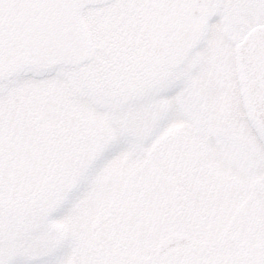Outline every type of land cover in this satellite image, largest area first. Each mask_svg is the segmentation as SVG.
<instances>
[{
    "label": "rangeland",
    "instance_id": "1",
    "mask_svg": "<svg viewBox=\"0 0 264 264\" xmlns=\"http://www.w3.org/2000/svg\"><path fill=\"white\" fill-rule=\"evenodd\" d=\"M192 1L196 14L225 16L236 41L264 23V0ZM141 3L0 0V264H242L237 245L250 235L226 246V257L222 248L192 245L156 257L158 241L187 234L181 229L190 220L200 227L206 219L202 227L217 238L222 214L246 198L234 169L263 161L243 110L209 117L198 85L189 84L194 96L167 65L164 74L150 69L163 78L141 94V82L115 79L122 62L114 46L120 44L118 58L124 47L117 32L140 14ZM108 57L109 75L107 61L101 63ZM134 85L137 95L121 92ZM197 120L207 127L208 164L224 170L198 172L194 186L179 188L188 166L184 152L165 150L151 160L149 154ZM243 174L242 185L252 186V175ZM181 188L185 198L177 206L182 198L174 191ZM258 203L264 207V199ZM175 207L178 225L171 224ZM203 231H195L198 238ZM257 257L264 258L263 250Z\"/></svg>",
    "mask_w": 264,
    "mask_h": 264
},
{
    "label": "flooded vegetation",
    "instance_id": "2",
    "mask_svg": "<svg viewBox=\"0 0 264 264\" xmlns=\"http://www.w3.org/2000/svg\"><path fill=\"white\" fill-rule=\"evenodd\" d=\"M197 5L199 4L192 0H151L147 4L153 8V13L147 14L146 9L143 10L136 36V43L140 47V64L144 70L154 68L156 71L166 69L164 66L167 65L174 71L171 72L172 78L185 84L194 96L195 92L189 84L198 85L201 92L197 91V96L209 117L214 112L221 118L238 117L241 113V101L234 62L236 40L226 31L228 26L224 27L225 16L196 14L193 8ZM162 53L165 54L164 65H161ZM169 53L170 57L166 60ZM153 57L159 59L160 64L149 61ZM148 80L149 78L144 79V84L149 83ZM247 132L256 142L263 164L256 167L250 164L240 165L234 169L243 188L240 189L241 195L246 198L242 201L239 198L240 201L231 207V211L222 214V227L217 228V240L220 250L222 248L224 251L223 257H226V246L232 245L236 238L250 235L252 240L246 244L242 241L237 245V257L248 262H264V258L257 257L260 250L264 252V207L258 203L264 199V195L262 193V197H257L264 186V174H260L261 171L264 172V149L250 128ZM243 173L252 175V186H249L250 180H247L249 187L242 185L241 179L248 177ZM224 227H228L229 231L224 232ZM203 229L202 244L211 246L210 243L215 238H210V229ZM214 229L216 228L211 227V230Z\"/></svg>",
    "mask_w": 264,
    "mask_h": 264
},
{
    "label": "water",
    "instance_id": "3",
    "mask_svg": "<svg viewBox=\"0 0 264 264\" xmlns=\"http://www.w3.org/2000/svg\"><path fill=\"white\" fill-rule=\"evenodd\" d=\"M235 65L247 118L264 143V24L251 28L236 44ZM193 241L184 234H170L159 241L156 253L160 255L172 246Z\"/></svg>",
    "mask_w": 264,
    "mask_h": 264
},
{
    "label": "trees",
    "instance_id": "4",
    "mask_svg": "<svg viewBox=\"0 0 264 264\" xmlns=\"http://www.w3.org/2000/svg\"><path fill=\"white\" fill-rule=\"evenodd\" d=\"M138 14H139V12H138ZM136 27H137V25H136ZM136 27L134 29H137ZM121 73H122V76L118 80L123 81L124 83H122V82H120V83H122V85H124L128 81L129 82H137L138 78L140 77L141 71L137 67L134 69L130 68V69L123 70V71H121ZM138 89L139 90L142 89L141 86H139V84H138ZM135 91H137L136 85H134V87L126 86L125 91L123 90V93L124 94L127 93V95H132V94L137 93ZM206 139H207V134H206L205 128L202 127L199 124V122H195L191 126V128L188 130V132H186V133H181V132L173 133V134L167 136L165 139H163L162 142L155 147V149H154L155 157L160 155V154H164L163 151H165V150L170 151L171 149H173L170 151L169 154L173 153L174 151L175 152L178 151V152H182V153L184 152L185 157L183 156V159L185 160V158H186V160H187L186 164L188 166H187L186 174L184 176H179L177 178L178 185L180 183L179 188H180V186H185V188L187 186V189H188V187H191L193 185L194 175L196 174L197 170L202 165V161H203V157H204V153H205ZM167 158H168V160L170 159L169 157H167ZM183 159L180 161L183 162ZM180 180H181V182H180ZM180 191H181L180 193L177 192V193H179L178 195L176 193V196L178 198H182V199H179L177 201V206L185 198L181 195V194H183L182 188L180 189ZM183 208L185 209L186 207L183 206ZM180 212H181L180 208H178V210L176 211V207H175V211L173 210L171 213V224L175 223L176 225H178V213H180ZM181 230H186L187 234L191 233L190 232L191 227L189 226V224H185V228H182ZM187 246H190V245L189 244L188 245H182V246L173 248V249L167 251L165 254H163L160 258L165 257L167 255L168 256L175 255L178 252H180L181 250H183L184 248H186ZM196 248H197V250H199L202 247H196ZM202 260H203V258H202ZM181 261H183V260H181ZM186 261L189 262V260H186ZM171 262H175L173 264H176L177 261L172 260ZM204 262L206 263V261H204ZM204 262H203V264H204ZM257 264H264V262H258Z\"/></svg>",
    "mask_w": 264,
    "mask_h": 264
}]
</instances>
